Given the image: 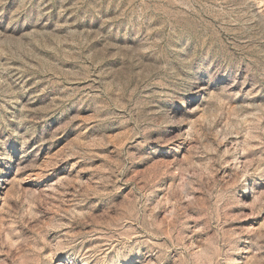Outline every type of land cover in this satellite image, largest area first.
<instances>
[{
  "label": "rangeland",
  "instance_id": "obj_1",
  "mask_svg": "<svg viewBox=\"0 0 264 264\" xmlns=\"http://www.w3.org/2000/svg\"><path fill=\"white\" fill-rule=\"evenodd\" d=\"M0 264H264V0H0Z\"/></svg>",
  "mask_w": 264,
  "mask_h": 264
}]
</instances>
